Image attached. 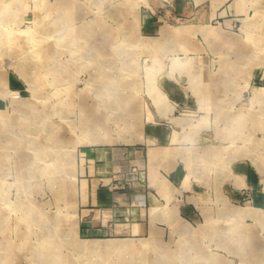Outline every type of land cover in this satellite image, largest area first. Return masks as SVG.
I'll use <instances>...</instances> for the list:
<instances>
[{
  "label": "rangeland",
  "instance_id": "obj_1",
  "mask_svg": "<svg viewBox=\"0 0 264 264\" xmlns=\"http://www.w3.org/2000/svg\"><path fill=\"white\" fill-rule=\"evenodd\" d=\"M0 264H264V0H0Z\"/></svg>",
  "mask_w": 264,
  "mask_h": 264
},
{
  "label": "crops",
  "instance_id": "obj_2",
  "mask_svg": "<svg viewBox=\"0 0 264 264\" xmlns=\"http://www.w3.org/2000/svg\"><path fill=\"white\" fill-rule=\"evenodd\" d=\"M153 135H156V133H153ZM104 151H105L104 158L102 159V162L98 165L100 166V168L104 169L105 171L104 175H107L105 179H110L111 175H119V174L123 175L122 177L128 178V174L130 173V170H128V168L131 167V165H136L139 168H141L144 165V161L142 157H140L139 155L138 157L136 156L134 157L130 153V150L127 149L126 147L113 148L110 150L107 149ZM135 152H138L140 154V152L142 153V150L138 151V149H135ZM158 158L159 156L157 157V159ZM162 163H164L163 160ZM138 179H140L141 181L140 176H138ZM140 181L133 188L131 187L128 189L125 188V190L121 189L118 192H116V190L111 189L110 187H105L104 191H100L101 194L104 192L105 196H103L102 199H104L105 204L108 205V207L105 208L104 213L101 214L100 218L102 221H106L107 219H111V218L113 219V216L115 215V218L118 219L134 220L139 228L140 224L143 223L142 221H144L143 219H145L149 214L148 207L146 206L147 200H148V205H149V201H150V206L154 204L152 199L149 200L148 191H146V188L142 187L143 183ZM123 199L124 202L123 201L121 202V200ZM117 200L119 203H124L125 206L121 207V205L118 204L115 207L113 206L111 207V203ZM156 215L167 217L169 216V213L158 211ZM133 222H131L130 226L127 224L128 221L123 222L119 225L127 224L128 228H130V231L132 233L133 231L131 230V228Z\"/></svg>",
  "mask_w": 264,
  "mask_h": 264
},
{
  "label": "bare ground",
  "instance_id": "obj_3",
  "mask_svg": "<svg viewBox=\"0 0 264 264\" xmlns=\"http://www.w3.org/2000/svg\"><path fill=\"white\" fill-rule=\"evenodd\" d=\"M79 38V37H78ZM76 39V38H75ZM3 120V119H2ZM91 136V135H90ZM92 137V136H91ZM38 214V213H37ZM59 221V220H58ZM60 222V221H59ZM85 243V242H84ZM79 244H83V242L82 243H80L79 242ZM82 246H84V245H82ZM96 248V247H95ZM95 252V251H94ZM134 258V257H133ZM124 261V260H123Z\"/></svg>",
  "mask_w": 264,
  "mask_h": 264
}]
</instances>
